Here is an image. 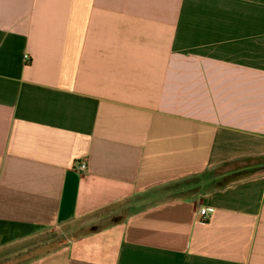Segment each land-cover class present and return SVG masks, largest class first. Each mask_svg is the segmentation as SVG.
Segmentation results:
<instances>
[{
  "label": "crops",
  "instance_id": "crops-1",
  "mask_svg": "<svg viewBox=\"0 0 264 264\" xmlns=\"http://www.w3.org/2000/svg\"><path fill=\"white\" fill-rule=\"evenodd\" d=\"M0 264H264V0H0Z\"/></svg>",
  "mask_w": 264,
  "mask_h": 264
},
{
  "label": "rangeland",
  "instance_id": "rangeland-1",
  "mask_svg": "<svg viewBox=\"0 0 264 264\" xmlns=\"http://www.w3.org/2000/svg\"><path fill=\"white\" fill-rule=\"evenodd\" d=\"M234 167H237L236 163L222 165L219 169L216 170V172H226L232 170ZM260 169L263 168L253 166L252 168L241 170L237 172L235 175L231 176L230 181L251 176L252 174L257 173ZM78 226L79 225L77 223L76 225L74 224L72 226H58V227H54L53 229L49 228L43 231L42 233H40L31 241H28L27 244L44 245L42 248L43 251L51 250L53 248L63 245L69 239L76 237L78 235V232L75 229H77Z\"/></svg>",
  "mask_w": 264,
  "mask_h": 264
},
{
  "label": "built area",
  "instance_id": "built-area-1",
  "mask_svg": "<svg viewBox=\"0 0 264 264\" xmlns=\"http://www.w3.org/2000/svg\"><path fill=\"white\" fill-rule=\"evenodd\" d=\"M25 59L29 60V55H25ZM87 168H88L87 162L84 159L77 161V163L75 164V169L83 175L87 173ZM213 212H214V208H210V207L201 208L199 210V216L201 221L203 222L208 221Z\"/></svg>",
  "mask_w": 264,
  "mask_h": 264
}]
</instances>
